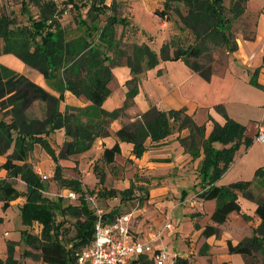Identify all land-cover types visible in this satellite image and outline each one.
Segmentation results:
<instances>
[{
    "label": "trees",
    "instance_id": "trees-1",
    "mask_svg": "<svg viewBox=\"0 0 264 264\" xmlns=\"http://www.w3.org/2000/svg\"><path fill=\"white\" fill-rule=\"evenodd\" d=\"M33 1L39 7V13L38 17H28L29 25L18 26L14 18L0 15V55L14 54L38 70L46 80H53L60 75L59 80L62 81L58 87L62 88H59L60 94L57 96L25 74L0 63V155L6 156L1 167L7 171V176L0 178V201L4 202V208L10 206L11 198L18 193L12 179L24 181L27 189L20 207L23 222L29 226L38 223L44 232L34 238L28 229L23 231L27 245L38 251L37 254L30 251V255L35 254L48 264H73L72 259L76 263V256L73 258L75 248L86 245L88 240L92 241L97 216L85 200L87 191L82 183L64 177L58 164L54 179L62 187L77 191L80 202L62 205L60 197L55 200L44 194L47 185L28 159L36 144L32 142L41 138L42 144L56 162L59 156L90 149L99 136L110 135L109 124L112 120L126 114V109L138 93L140 76L158 64L159 56L147 43H133L127 47L123 40L124 32L118 35L117 25H128L131 20L117 15L116 1L111 4L107 0L64 1L71 5L75 13L77 32H72L61 23L60 18L65 9L60 8L54 0ZM248 1L164 0L163 6L154 13L162 20L174 19L179 33L163 44V60L181 59L202 78L210 80L214 73L216 53L229 54L238 47L233 25L246 12ZM124 64L132 74L126 82V101L122 107L108 111L103 104L112 93L109 84L114 78L113 68ZM251 82L261 86L256 79ZM64 89L78 97H85L90 104L84 107L66 106L62 110ZM35 101H41L46 106L43 118L32 117L28 113ZM216 108L226 117V122L224 125L216 124L207 136L205 127L198 125L185 109L161 110L152 106L121 126L116 132L118 142L104 149L103 159L108 163L115 160L121 152L119 141L132 143L134 154L140 157L148 141L154 144L162 142L171 134L174 124H178L180 130L188 128L190 134L180 137L181 143L193 158L200 156L201 152L204 154L200 165L203 190L198 196L217 202L211 215L214 224H208L203 235H219V225L226 222L232 212L241 210L238 192H243L247 198L256 201V213L261 222L251 237L237 244L229 241L228 248L232 253L241 254L245 264H264V195L256 198L249 180L229 185L216 184L233 162L240 146L245 144L249 147L254 139L245 135L244 125L228 117L223 105ZM58 129H64L67 138L59 154L46 140ZM215 142L225 146L217 148ZM261 170L258 169L256 173L260 174ZM100 180H104V175H100ZM133 189L121 192L122 199L131 195ZM144 194L146 198L148 191ZM186 195L184 191L182 198ZM57 211L64 214L71 212L79 219L87 215V225L82 227L83 222L80 223L77 240L72 242L73 238H70L68 244L64 241L58 231L64 220L57 221ZM107 215L112 217L114 214L111 211ZM54 225L56 229L52 233ZM49 228L50 235H47L45 232ZM12 248L6 259L0 257V264H21ZM175 264H187V261L178 257Z\"/></svg>",
    "mask_w": 264,
    "mask_h": 264
},
{
    "label": "crops",
    "instance_id": "crops-1",
    "mask_svg": "<svg viewBox=\"0 0 264 264\" xmlns=\"http://www.w3.org/2000/svg\"><path fill=\"white\" fill-rule=\"evenodd\" d=\"M157 2L155 10L163 6L164 0H157ZM159 19L162 25L176 26V29L173 28L170 38L179 33L178 24L174 19L162 20L160 17ZM245 22H250V25L244 24ZM240 25L241 27L235 31L238 43L237 49L229 54L225 53L226 56L222 61L214 64V73L210 80L202 78L181 59L164 60L163 67L155 73L153 70H146L140 76L138 93L134 97L133 103L126 109V114L110 122V135L99 136L95 140L94 146L98 152L102 153L105 148L112 147L117 143L116 132L121 126L124 123L133 121L152 106H156L161 110L185 109L186 113L198 125L205 127L208 136L216 124L224 125L226 122V117L216 108L218 105H223L228 117L244 125L246 128L245 135L254 139L253 143L246 147L247 154L245 155L248 156L249 151L256 143V132L264 128V0H249L247 2L246 12L240 18ZM26 65L22 64V68L16 71L25 74L59 96V88L62 87H53L38 70ZM115 67L113 68L114 78L109 84L112 93L103 104L104 109L108 111L124 105L127 97L126 82L132 77L130 68L124 64L122 70L125 74H123L122 84L115 89ZM152 73L153 76L150 77ZM252 79H256L261 86L254 85L251 82ZM257 96L260 97V101ZM89 104L90 101L85 97H78L71 91L64 89V100L61 103L62 110H65L66 106L84 107ZM45 110L46 106L43 102L35 101L28 113L32 117L43 118ZM189 134L190 130L188 128L180 130L179 125L174 124L171 134L162 142L154 144L148 141L146 150L140 157L134 154L132 143L119 141L121 152L116 155L113 162L104 161L103 154L97 159H91L89 165L92 173L95 174L94 185L93 187H84L87 194L94 195L99 206L109 200H116L122 207H128L132 202L128 199L131 195H126L122 199L121 192L134 188L133 183L139 184L141 189L145 188L148 191L147 197L144 199L145 210L141 211L138 218L133 222V231L139 237L145 238L154 232L156 223L159 224L162 216L167 217V221L169 219L172 221L177 208L186 205L192 209L191 218L197 226L195 233L203 237L204 228L208 224H214L211 215L217 202L215 199L203 200L198 196L203 190V185L200 183V165L204 154L201 152L200 156L193 158L192 154L185 149L180 137H186ZM46 140L56 153H60L61 149L56 150L53 143L55 142L56 145L65 143L67 140L65 130H55L46 137ZM214 146L223 148L225 145L221 142H215ZM242 146L236 151L233 162L216 182L217 185H229L240 180L248 181L238 179L224 183V178L230 172ZM44 155V159L48 161L49 156L45 153ZM5 157V155L1 156V165L5 161ZM129 161L133 164H129ZM99 163L102 164V169H99ZM95 167L97 171H95ZM258 169H262L261 173H256L255 179L249 180L251 181V190L256 198L264 195V165H261ZM36 170L40 176L51 175L45 173L41 166L37 167ZM188 172H191V175H187ZM90 174V171L86 172V175ZM100 175H104L103 181L100 180ZM137 175L139 180L136 181L134 176ZM6 176L7 171L4 169V172H0V178ZM189 178L190 180H188ZM185 180H188V185L194 187V190L190 193L186 191L187 189L181 188L180 195L175 187H183L182 181L185 183ZM87 188L90 189V193H88ZM184 191L188 193V196L182 198ZM109 193L112 194L109 195ZM191 199L195 202L191 203ZM238 200L241 210L232 212L228 220L219 225L221 232L223 229L226 230L224 234L205 237L207 241L204 251L208 256H212L211 251L213 249L208 242L212 239L222 238L224 244V253L221 254L224 257L223 264H245V259L241 254L229 251L228 242L231 241L233 244H237L244 238L251 237L254 229L261 222V218L256 213L257 203L255 200L247 198L243 192H238ZM111 211L113 214L123 212L118 207L105 212L110 213ZM235 214L238 220L236 221L237 225L235 229L233 228L234 230L227 231L229 229L228 224L232 222ZM173 255L179 257L177 254Z\"/></svg>",
    "mask_w": 264,
    "mask_h": 264
},
{
    "label": "rangeland",
    "instance_id": "rangeland-1",
    "mask_svg": "<svg viewBox=\"0 0 264 264\" xmlns=\"http://www.w3.org/2000/svg\"><path fill=\"white\" fill-rule=\"evenodd\" d=\"M43 1V0H42ZM45 1V0H44ZM60 8L65 9V13L61 16L60 20L64 26H67L72 32H77L76 23H75V13L71 8L70 4H66L64 1L66 0H54ZM116 1L117 6V15L120 17H126L131 20L128 25L118 24L117 32L120 35L124 32L123 40L127 43V47H131L133 43H147L149 44L158 54L159 62L156 66L151 67L150 71L158 72L163 66V58L161 54V49L163 44L168 40L173 32V28L176 29V26L170 25L165 26L161 24V20L154 13L155 8L157 7V0H107V3L111 4ZM25 6L26 8H23ZM39 7L34 3L33 0H2L0 1V15H7L16 20V25L24 26L29 25V16L38 17ZM105 18V16H103ZM175 18V17H174ZM172 23V22H171ZM244 24L250 25V22H245ZM241 27L240 20H236L233 25V31H237ZM2 45V42L0 43ZM226 56L225 52H217L215 55V64L216 62L222 61V59ZM0 63L12 68V69H21L23 63L17 56L14 54H1L0 55ZM27 66V65H26ZM123 65H118L115 67L116 78H115V89L118 88V85H121V81L123 79ZM153 76V73L150 74V77ZM61 76L59 75L53 80H48L50 85L58 86L59 80ZM225 87V86H224ZM238 88V87H236ZM251 98V97H250ZM257 99L260 101V97L257 96ZM38 112V111H37ZM2 114H0L1 116ZM9 119V118H7ZM258 134V132H256ZM32 143L34 144L33 149L29 154V163L33 166L35 171L37 167L43 168L44 172L47 174H51L48 176V179H44L47 187L44 192L45 195L58 200L61 198L62 205H68L70 203L74 204L77 201L70 200L67 195L69 191H73L74 189L62 187L55 179L54 172L57 164L62 168L63 175L65 177L77 180L82 183L84 187H93L94 185V173H92L90 169L89 163L91 159H97L100 155L103 154L98 152L93 146L82 152L72 153L69 156H63L58 158L57 162L52 157L51 153L44 147V144L40 139L34 140ZM55 149H63L64 143L62 145H56L53 143ZM243 145V146H242ZM241 152L238 153L237 158L231 167L230 172L224 178V183L233 182L238 179H246L253 180L255 179L256 170L261 165H264V142H260L256 140L253 148L249 151L248 156L246 153V145L242 144ZM11 151V150H10ZM44 153L49 156L48 161L44 159ZM59 154V153H57ZM1 156L0 155V172H4V169L1 167ZM31 158V160H30ZM43 163V164H40ZM129 164H133L129 161ZM258 166V167H256ZM99 169H102V164H98ZM98 169V170H99ZM54 171V172H53ZM90 171V175H86V172ZM39 174V173H38ZM40 175V174H39ZM187 175H191V172H188ZM136 181L138 179V175L134 176ZM118 179V178H117ZM133 180V179H132ZM190 180V178L188 179ZM188 180H185V183L182 181L184 185L183 187H175L179 194L181 195V188L186 190L187 192H192L194 187L189 186ZM13 183L17 187L18 193L11 198V204L7 208H4V202L0 201V257L2 259H6L10 253L11 246L13 247V252L15 257L20 261L21 264H44L39 258L34 254L38 253V251L28 246L23 237V231L28 229L34 238L40 237L42 233V226L38 223L33 224L32 226L26 225L23 222L21 215V205L25 200V192L27 189V185L24 181L18 179H12ZM223 182V181H222ZM134 192L131 194V197L128 198L132 200L131 204L127 206H123L118 204L116 200H109L108 202H104L100 204V206L104 209V211H109L110 209H121V211L129 210L133 206H135L137 201H140L142 204L144 203L145 197V188H140L139 184L133 183ZM144 187V186H142ZM180 188V190H178ZM85 189V188H84ZM88 193H90V189H88ZM75 191V190H74ZM178 194V195H179ZM88 195V194H86ZM188 196V193L186 197ZM178 197V196H177ZM183 197V196H182ZM117 203V204H116ZM172 205V203L170 202ZM91 206V204L89 203ZM170 206V205H169ZM61 211V210H60ZM57 211V221L64 220L62 225L58 228V231L61 232V235L64 241L68 244L70 242V238H73L71 241L77 240L79 233V225L83 222L82 227L87 225L86 219L87 215H82L79 219L78 217H74L71 212L61 213ZM120 211V210H119ZM174 213V212H173ZM192 209L186 206H179L175 213L173 214L172 225L173 228L169 231H165L163 236V244L166 245L168 251L173 255L177 254L179 258H182L187 261V264H223L224 257L222 256L224 253L222 238L220 239H212L209 244L212 245L213 249L211 251L212 256H208L204 251L206 247V236H200L195 233L196 224L193 223L191 218ZM236 214L233 216L232 222H229V230L235 229L237 225ZM167 222V217L162 216L159 220V224L156 223V228H154V232L158 229L164 227ZM56 229V225L51 228V232L53 233ZM220 229V228H219ZM233 229V230H234ZM50 228L45 232L47 235L49 234ZM226 230L220 229L219 235L224 234ZM7 233V234H6ZM50 235V234H49ZM50 238V236H49ZM55 239V236H52ZM89 240L86 245H78L75 248V252L73 258L77 256V254L88 244H90ZM28 250V253L26 251ZM30 251H33L34 255H30ZM209 252V250H208ZM26 253V255H25ZM222 254V255H221ZM261 261V256L259 257ZM75 260L72 259V263L74 264ZM262 263L264 261L262 260ZM76 264V263H75ZM175 264V263H174Z\"/></svg>",
    "mask_w": 264,
    "mask_h": 264
},
{
    "label": "built area",
    "instance_id": "built-area-1",
    "mask_svg": "<svg viewBox=\"0 0 264 264\" xmlns=\"http://www.w3.org/2000/svg\"><path fill=\"white\" fill-rule=\"evenodd\" d=\"M256 140L264 142V128L259 130ZM41 177L48 179V175ZM67 197L80 202L77 191H69ZM85 200L91 204L97 218L93 239L77 254L76 264H174L176 262L178 257L168 251L162 240L164 232L173 227L171 219L163 228L141 238L133 231V222L140 212L145 210L144 203L137 201L129 210L111 217L98 205L94 195H86ZM194 202L191 199V203Z\"/></svg>",
    "mask_w": 264,
    "mask_h": 264
}]
</instances>
